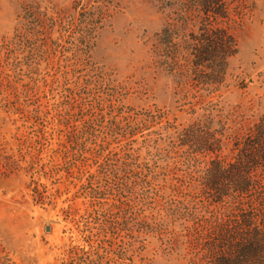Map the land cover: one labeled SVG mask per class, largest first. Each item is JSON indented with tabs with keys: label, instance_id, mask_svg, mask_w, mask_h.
Wrapping results in <instances>:
<instances>
[{
	"label": "rangeland",
	"instance_id": "rangeland-1",
	"mask_svg": "<svg viewBox=\"0 0 264 264\" xmlns=\"http://www.w3.org/2000/svg\"><path fill=\"white\" fill-rule=\"evenodd\" d=\"M173 1L0 0V264H202L188 227L234 208L203 176L264 119V0L218 24L238 43L219 83L166 63Z\"/></svg>",
	"mask_w": 264,
	"mask_h": 264
},
{
	"label": "trees",
	"instance_id": "trees-1",
	"mask_svg": "<svg viewBox=\"0 0 264 264\" xmlns=\"http://www.w3.org/2000/svg\"><path fill=\"white\" fill-rule=\"evenodd\" d=\"M162 2V1H161ZM176 5L159 38L170 69L187 68L210 82L223 79L228 59L238 51L235 35L222 22H235L242 14L238 0H175ZM193 21L196 33L178 34L175 22ZM179 38L175 41L174 38ZM198 125V124H197ZM207 128V127H206ZM192 152L218 154L221 138L203 126H193L182 134ZM231 161L218 158L210 164L202 180L200 201L209 204L232 202L230 214L200 217L190 235L202 264H264V119L254 123L243 138H236Z\"/></svg>",
	"mask_w": 264,
	"mask_h": 264
},
{
	"label": "water",
	"instance_id": "water-1",
	"mask_svg": "<svg viewBox=\"0 0 264 264\" xmlns=\"http://www.w3.org/2000/svg\"><path fill=\"white\" fill-rule=\"evenodd\" d=\"M48 229V228H47Z\"/></svg>",
	"mask_w": 264,
	"mask_h": 264
}]
</instances>
